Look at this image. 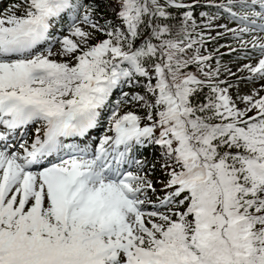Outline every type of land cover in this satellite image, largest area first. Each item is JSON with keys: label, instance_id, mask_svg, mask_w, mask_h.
<instances>
[{"label": "snow or ice", "instance_id": "obj_1", "mask_svg": "<svg viewBox=\"0 0 264 264\" xmlns=\"http://www.w3.org/2000/svg\"><path fill=\"white\" fill-rule=\"evenodd\" d=\"M0 264H264V0L9 4Z\"/></svg>", "mask_w": 264, "mask_h": 264}, {"label": "rangeland", "instance_id": "obj_2", "mask_svg": "<svg viewBox=\"0 0 264 264\" xmlns=\"http://www.w3.org/2000/svg\"><path fill=\"white\" fill-rule=\"evenodd\" d=\"M13 2H14V1H13ZM4 6H5V5H4ZM4 6H3V8H4V9L8 7V5H7V4H6V6H5V7H4ZM3 8L1 9L0 13L4 11V9H3ZM221 22H223V21H221ZM210 47H214V45H210ZM220 52H222V53H223V52H224V49H223V48H221V49H220ZM224 56H228V55H226V54H225ZM224 56L222 57V58H223V60H224V61H227V60L229 59V57H227L228 59H226V57H224ZM29 131H31V129H29Z\"/></svg>", "mask_w": 264, "mask_h": 264}]
</instances>
